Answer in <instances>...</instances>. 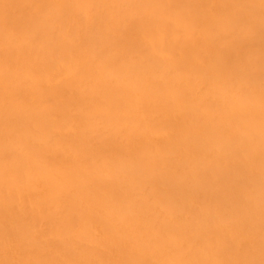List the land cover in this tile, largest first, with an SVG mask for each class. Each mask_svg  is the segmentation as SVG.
<instances>
[{"label": "bare ground", "instance_id": "6f19581e", "mask_svg": "<svg viewBox=\"0 0 264 264\" xmlns=\"http://www.w3.org/2000/svg\"><path fill=\"white\" fill-rule=\"evenodd\" d=\"M0 264H264V0H0Z\"/></svg>", "mask_w": 264, "mask_h": 264}]
</instances>
